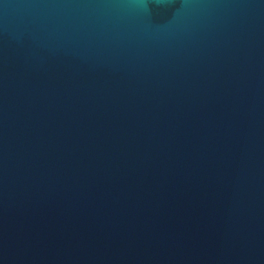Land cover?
<instances>
[{"label": "water", "instance_id": "water-1", "mask_svg": "<svg viewBox=\"0 0 264 264\" xmlns=\"http://www.w3.org/2000/svg\"><path fill=\"white\" fill-rule=\"evenodd\" d=\"M0 264H264V0H0Z\"/></svg>", "mask_w": 264, "mask_h": 264}]
</instances>
